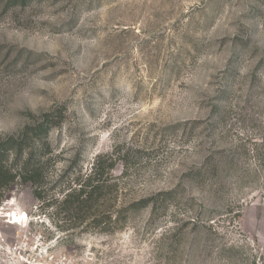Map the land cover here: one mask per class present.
<instances>
[{
	"label": "rangeland",
	"instance_id": "374dc122",
	"mask_svg": "<svg viewBox=\"0 0 264 264\" xmlns=\"http://www.w3.org/2000/svg\"><path fill=\"white\" fill-rule=\"evenodd\" d=\"M44 113L0 264H264V0H0V138ZM97 160L122 230L42 212Z\"/></svg>",
	"mask_w": 264,
	"mask_h": 264
},
{
	"label": "trees",
	"instance_id": "16d2710c",
	"mask_svg": "<svg viewBox=\"0 0 264 264\" xmlns=\"http://www.w3.org/2000/svg\"><path fill=\"white\" fill-rule=\"evenodd\" d=\"M58 124L53 121L52 115L44 113L40 121L34 125L25 126L17 135L0 138V206L16 182L29 184L35 198L44 204L46 199L40 193L42 168L35 152L41 151V154L50 152L46 138L50 130ZM110 169L112 168L103 166L97 160L89 175L85 178L79 177L74 181L77 189H67L61 202L57 204L47 202L42 212L48 214L58 211L66 214L74 211L82 214L88 229L108 232V227L114 225L117 226L115 231L122 230L128 217L121 219L119 215L123 212L127 215L129 209L135 205H121L117 211L112 212L99 209V206L104 203L102 195L110 188L108 181L104 179V173L107 174ZM151 202L146 201L141 208L152 206Z\"/></svg>",
	"mask_w": 264,
	"mask_h": 264
},
{
	"label": "bare ground",
	"instance_id": "6f19581e",
	"mask_svg": "<svg viewBox=\"0 0 264 264\" xmlns=\"http://www.w3.org/2000/svg\"><path fill=\"white\" fill-rule=\"evenodd\" d=\"M10 223L12 224V225H15V224H17L19 221H20V218L18 217V215H13V216H10Z\"/></svg>",
	"mask_w": 264,
	"mask_h": 264
}]
</instances>
